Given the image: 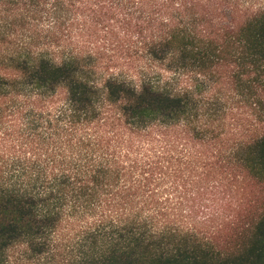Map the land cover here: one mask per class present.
I'll use <instances>...</instances> for the list:
<instances>
[{
    "label": "trees",
    "instance_id": "trees-1",
    "mask_svg": "<svg viewBox=\"0 0 264 264\" xmlns=\"http://www.w3.org/2000/svg\"><path fill=\"white\" fill-rule=\"evenodd\" d=\"M0 264H264V0H0Z\"/></svg>",
    "mask_w": 264,
    "mask_h": 264
},
{
    "label": "rangeland",
    "instance_id": "rangeland-1",
    "mask_svg": "<svg viewBox=\"0 0 264 264\" xmlns=\"http://www.w3.org/2000/svg\"><path fill=\"white\" fill-rule=\"evenodd\" d=\"M115 65H120V64H115ZM123 65V64H122Z\"/></svg>",
    "mask_w": 264,
    "mask_h": 264
}]
</instances>
